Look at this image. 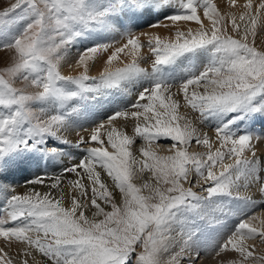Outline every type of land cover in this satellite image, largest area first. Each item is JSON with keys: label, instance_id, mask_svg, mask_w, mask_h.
I'll use <instances>...</instances> for the list:
<instances>
[{"label": "snow or ice", "instance_id": "6c2138e0", "mask_svg": "<svg viewBox=\"0 0 264 264\" xmlns=\"http://www.w3.org/2000/svg\"><path fill=\"white\" fill-rule=\"evenodd\" d=\"M231 2L235 4V0ZM201 7L210 28L205 27L201 18ZM17 10L23 13L20 19H26L24 27L0 40V49L13 54L11 65L0 69V107L5 110L0 113V175L18 163L26 151L64 155L60 148L44 145L50 139H63L61 129L67 131L71 127L67 112L42 118L46 115L44 110L33 111V102L46 101L63 107L73 98L84 99L88 93L95 100L101 89L119 88L121 82L133 81L140 74L145 84L128 109L113 111L104 121L86 130L87 139L77 133V147L97 146L84 148L79 161L66 167L64 172L78 176L82 172L87 177L91 185L88 203L72 196L70 206L65 207L63 195L52 198L49 193L35 191L6 196L5 206L0 208V212L7 214V218L0 219V238L5 244L17 241L35 248L50 264H162L165 253L169 256L167 264H181L183 260L197 264L200 229L195 219L189 223L180 217L202 210L201 204H206L211 197L226 194L240 205L236 209L240 219L216 246L218 264H224L229 255H238L239 259L228 260L227 264H262L264 256H256L254 246L247 240L259 236L264 241V222L259 226L250 222L257 219L252 214L257 203L250 196L241 195L240 188L252 184L264 192V178L260 175L264 168H259L251 132L242 130L240 125L264 116V49L255 46L257 21L264 15L261 11L264 0H260L255 10L252 0H247L245 11L239 16L243 27L234 14L221 15L212 0H109L104 4L96 0H16L0 17H8ZM147 12L163 14L164 21L169 23L158 20L149 27L174 29V38L162 39L157 33L136 34L128 30L122 33L126 42L120 46L85 47L76 61V66L83 70L76 76L62 75L63 56L84 36L85 30L116 31L117 25L123 27L122 16ZM226 16L231 17V31L239 38L228 34ZM180 22H195L199 27L184 31ZM261 28L264 30V20ZM141 37L147 38V46L155 57L151 72L141 68L136 59L144 47ZM110 48L103 71L98 77H90L88 61ZM125 50L132 61L113 69V61ZM201 51L209 53L207 64L202 70L190 71L176 86V92H182L193 109L217 122L214 135L221 147L215 151L207 134L202 138L196 136V129L187 121L180 123L179 101L163 95L171 93L172 78L166 75L165 69L179 58ZM17 79L24 82L23 87L14 86ZM88 80L96 82L95 88L86 84ZM202 82L205 91L193 90L190 94V86H200ZM70 83L78 85V90H68ZM29 88L37 91L28 92ZM118 118L132 119L135 134L149 144L157 139H170L172 154L158 155L150 146L142 145L139 151L144 159L137 160L130 151L133 137L115 127ZM192 141L209 151L189 152L187 146ZM225 156L232 162L224 163ZM217 162L221 168L219 174L213 171ZM189 165L195 167L203 183L189 180ZM145 169L154 174L155 185L137 186L133 182ZM101 172H106L114 181L121 203L114 202L116 197L101 180ZM241 178L243 185L237 183ZM54 181L51 187L57 188L59 177ZM182 181L200 184L205 195L193 187L185 188ZM26 183L43 184L44 180L37 177ZM73 185L87 195L88 190L79 179ZM143 189H147V194ZM0 191L14 193L3 180H0ZM102 204L110 206L111 211H106ZM89 205L95 209L91 218L84 212ZM173 225L180 229L176 235H171ZM5 256L7 253L0 248V264H12ZM23 264H28V260Z\"/></svg>", "mask_w": 264, "mask_h": 264}, {"label": "rangeland", "instance_id": "374dc122", "mask_svg": "<svg viewBox=\"0 0 264 264\" xmlns=\"http://www.w3.org/2000/svg\"><path fill=\"white\" fill-rule=\"evenodd\" d=\"M100 1H102V0H100ZM15 2H16V0H0V13L4 12L5 9L10 8V6ZM212 2L214 3L215 0H212ZM258 2H260V0H258ZM218 11L221 13V15H225L223 12L220 11V9ZM261 11H262V13H264V10H261ZM22 15H23V13L20 10H17L16 12L11 13L8 17H0V40H3L4 36L6 34L7 35L14 34L18 30H20L21 28L24 27V24L26 23V19L25 20L20 19V17ZM161 15L162 16L160 17V20H163L164 19L163 14H161ZM226 17H227L226 20L229 21L228 34H231L233 36H237L236 33L231 31L230 20H229L230 17L229 16H226ZM261 20H264V15H262ZM261 20L257 21L256 36H255V46L258 49H264V40L262 42H260V40H259V35L261 33L264 34V30H262V28H261ZM238 23H241V21ZM241 25L243 27V22L241 23ZM210 27H206V28H210ZM197 28L198 27H192V29H197ZM131 31H133V30H131ZM184 31H186V30H184ZM133 33H137V32H133ZM161 38L164 39V37H161ZM237 38H239V37L237 36ZM165 39H167V38H165ZM249 39L251 40V36L249 37ZM122 40L124 42H126V39L123 36L121 38H119V36H114V37L110 38V42L108 41L107 44L117 46L119 44V42L120 43L123 42ZM141 41L144 44V47L146 46L147 48L143 47L142 50H145V52L143 53V51L141 50L142 54L140 56H138L136 59H137V62L141 68H144L147 71L151 72L152 71V61L155 59V57H154V55L151 54V52L147 46V40H144L143 38H141ZM109 50H112V49L110 48ZM82 51L83 50H81L79 52H82ZM12 56H13V54L11 52H9L8 50L0 49V69H4V68L11 65ZM63 57H65V56H63ZM191 57H193V58H191ZM64 60H65V58H64ZM131 61L132 60H130L126 63H130ZM70 62H71L70 60H65L66 64H69ZM207 62H208V60L204 61V62H200L199 60H197V57H195L194 55H189L186 57L179 58L174 65L169 66L165 69L166 75L171 77L172 80H171V93H163V95H166V96L171 95V99H175V100L179 101V106L177 109V115L182 117V119L180 120L181 124H183L185 121H187L193 128L196 129V132H195L196 136H200L202 138L203 135L207 134L210 138L211 137L215 138L214 125L217 122L214 120H210L206 116L202 115L198 109H193L186 102V100L183 98L182 92L179 93L180 98H176V96L174 95L176 92V86L179 83H181L183 79L187 78L190 71L202 70L203 66L205 64H207ZM126 63L117 65V66L112 67V68L115 69L117 67H123V65ZM60 71H61L62 75H67L62 71L61 62H60ZM78 74L79 73H75V74L73 73L70 75L76 76ZM88 75L90 77H98L100 74L92 76L89 73ZM202 83H201V85H203ZM86 84L92 86L93 88H95V86H96V82L93 80L86 81ZM142 84H145V80L143 78V75L140 74L133 81L121 82V85L119 88H113V89H108V90L101 89L100 92H98L96 94L95 100L90 99L89 97L91 94L88 93V94H85L84 99L81 100L79 97L73 98L71 101H69L63 107H61L59 105H55V106L50 105L46 101H39V102H33L31 104V108L35 112H40V110L43 109L46 115H45V117H42V118H46L47 115L56 114L57 112H59L60 114H63L64 112L68 111L69 112L68 118L70 116H72V118L71 117L69 118V122H70V119H72L73 123H72L71 127L69 128V131L66 132V131H64V129H61V130L64 132V134L66 135V138H68V140L79 139V137H76L75 134H77L79 131L80 132L79 135H84L86 137L87 136L86 130H90L96 124L104 121L107 118V116H106L107 114H105V113L109 110V108H112L115 111L116 110H125V109L129 108L130 104L135 103L136 98H137V94L141 90ZM14 86L18 87V88L23 87L24 82L20 79H17L14 81ZM67 88L70 91H77L78 85H76L75 83H70L67 85ZM193 90L197 91L198 93H203L205 91L200 86H195V85L190 86V89H189L190 94ZM27 91L28 92H35V91H37V89L29 88V89H27ZM104 101H107L108 103L106 105H104V103H103ZM144 102H146V101H141V103H144ZM168 102H170V101H168ZM84 105H85V107H84ZM119 105H121V108L117 109V107H119ZM73 108H75L76 111H72ZM91 108H93V109H91ZM4 111L5 110L3 109V107H0V113H3ZM88 112H89V114L90 113L91 114L89 115ZM95 113H96V116H95ZM81 114H83L84 116H82ZM152 122L153 121H149L148 123H152ZM73 126H78V129L73 127ZM135 126L136 125L134 122H130L129 126H128L129 131H127L125 134L128 135L129 137H133L132 145L134 143L139 145L135 149L130 147V151H131L132 155L137 160L144 159L141 152L139 151V148L142 145H144L146 147L150 146V148L153 151H155L158 155H171L172 154L170 149H167V150L162 149L161 150V149L153 146V145H155L159 142H163V141L172 143V141L170 139H168V140L157 139V140H153L149 144V142L146 141L143 137L135 134V131H134ZM240 128L242 130L246 129L247 131H249L244 126V124L240 125ZM54 141H55V139H53L52 142L49 140L48 143H53ZM192 142H194V141H192ZM55 144H57V143H55ZM84 145H88V144L80 145V146H83L82 149L86 148V147H84ZM132 145H130V146H132ZM89 146H97V145L92 144ZM89 146H87V147H89ZM177 146H179V145H177ZM44 147L50 148L53 146L46 144V145H44ZM55 147L62 148L64 146L56 145ZM220 147H221V145L219 143L217 146L212 147V150L215 151V149L220 148ZM108 150H109V148H108ZM111 150L112 149H110L109 151H111ZM187 150L189 152H198V153H207L209 151L208 148L205 149L204 151L203 150L201 151V150L189 148L188 146H187ZM222 150L226 151V148H224ZM72 151L75 152L76 150L72 149ZM261 151L259 153L256 152V156L259 160V168H264V151L263 152H261ZM35 157H37V158L39 157L38 158L39 161H36L34 159ZM204 158L206 159V156ZM226 158H227V156H225V159ZM43 159H44V161H43ZM41 160H42V162H41ZM64 160L65 161L67 160L66 156L49 155L46 152L39 151V150L26 151L20 155V159H19L18 163L14 164L6 172H4L2 175H0V180H3L4 183L8 184L12 189H14V186L17 183H19V185L21 187L20 191L17 190V188H15L16 191L15 190L14 191L16 192V194H18V193L24 194L26 192H30V190L32 188L31 184L26 183L27 181L34 180L37 177L43 178L44 183L43 184H35L36 189L33 190L35 192H39V191L41 192L42 190H45L47 188V185L53 184L55 182L54 177H56V175L61 174L62 176L61 175L59 176L58 189L56 188L57 189L56 193L57 192L58 193L54 194V195H56V197L63 195L64 200L68 196L67 198L69 199V202H71L72 196H76L80 200L81 203H88V198L91 196L90 181L87 179V177L84 176V174L82 172L79 173V176L77 175V173H76V175H77L76 176L75 173L68 174L67 172H64V169L66 167H69L73 164V163L71 165H70V163L67 165L63 164ZM75 163H77V162H75ZM189 168L191 169L189 172V180H195L194 176L197 174L195 167L192 165H189ZM97 171H100L99 167H97ZM213 171H215L217 174H219V172L217 171V169L215 167L213 168ZM105 175H107L106 172H101V180L108 185L109 190L112 191L113 196L116 197L114 202H116L117 204L121 203V199L118 196V191H119L118 188H116L115 183L111 179V177L105 176ZM260 175L262 178H264V171H261ZM19 176H20V179H19ZM75 176L77 178H75ZM78 179L80 180L81 183H83L85 185V188L88 190L87 195H84L82 190L79 189L78 187H74L73 181H76ZM133 182L135 184H137V186H140V185L145 184V183H148L151 185H155L157 183L154 174L152 172L148 171L147 169H145L144 172L137 174L134 177ZM182 183H183V186L185 188L193 187L194 191L198 192L202 196L205 195V193H203L201 191L200 184L193 185V184L189 183L188 181H182ZM237 183H240L241 185H243V183H244L243 178H241L240 181H237ZM240 189L242 190L243 186ZM248 190H249V193L244 192V193H241V195H247V196H250L252 198L251 194L254 193L261 201H264V192L259 191L258 187L256 185L250 184L248 186ZM142 191L144 194H147V189H143ZM255 192H257V193H255ZM14 193L8 192V196L11 194H14ZM217 196H224V199L217 201ZM217 196H213L208 200V202L211 201L210 202L211 207H214L213 205H215L217 203V205H219V209L221 211L226 210V211H232L233 212V210H234L236 212L237 206H240V205H238V202L235 199L228 197L226 194H221V195H217ZM53 198H55V196H53ZM64 200H63V206L68 207L65 204ZM252 200H254V199H252ZM0 202H2V201H0ZM98 202H100V201H98ZM204 206H205V204H201L200 209H203ZM89 207L92 208L90 205H89ZM102 207H105L106 211H111V207L108 205L102 204ZM215 207H216V205H215ZM258 207L259 206H257V210L259 209ZM260 209H264V207H262ZM84 212H85L86 216L91 218L92 215L87 213L86 208L84 209ZM255 212H257V211L255 210L252 214H254ZM3 213L4 212H0V219L7 218V214H5V216H4ZM202 216H203L202 210H194L193 212H191L187 216H181L180 220L181 221H188L190 223L196 217L200 218ZM230 217H232L235 220V222H233L229 227L234 228V226L238 223L240 216L238 217V216L230 215ZM99 218H102V217H97V219H99ZM245 218H247V217H245ZM178 230H180V229H178ZM42 257H44V256L42 255ZM5 258L9 259L10 256L7 255V256H5ZM44 258L50 264L49 259L47 257H44ZM13 263L14 262H12V264Z\"/></svg>", "mask_w": 264, "mask_h": 264}, {"label": "bare ground", "instance_id": "6f19581e", "mask_svg": "<svg viewBox=\"0 0 264 264\" xmlns=\"http://www.w3.org/2000/svg\"><path fill=\"white\" fill-rule=\"evenodd\" d=\"M96 2L104 4V3H108L109 0H102V1L96 0ZM246 2H247V0H235V4H233L231 2V0H215L214 4L216 5L217 9L218 10L220 9V11L223 12L224 14H234L237 17V21L240 22L239 16L241 13H243L245 11ZM252 4H253V10H255V8L258 6L259 2H258V0H252ZM199 12L201 14V18L204 19L205 27H210L211 26L210 22L207 19H205L202 15L203 9L200 8ZM161 16H162L161 13H157V12H147V13H144L141 15H136V16H132L131 14H129L128 16H122L120 18L123 21V27H120L119 25H117L116 31H109V30H105L102 28H90L89 30H85L84 36L81 39H78L77 41H75V46L69 47L66 55H64L65 57H63V59L61 60L62 71L67 75H70L73 73L74 74L80 73L83 69L81 67L76 66V61H77L78 55L80 53L79 51L84 50L85 47H90L94 44H107L108 41L110 42L111 37L119 36V38H121L122 33H125L128 30H133L132 32H137L136 34H138L140 32H153V33L159 34L160 37H164V39L165 38H167V39L174 38V35H175L174 29L164 28V27H156V28H150L149 27L150 24H154L158 20H160ZM230 19H231V17H230ZM163 20H160V21H163ZM164 23H169V22L164 21ZM180 27H181V30H187L188 28L199 27V25L196 24L195 22H180ZM141 38H143L144 40H147L146 37H141ZM259 40H260V42H262L264 40V34L263 33H261L259 35ZM123 43H125V42L124 41L121 43L119 42V44L117 46H120ZM111 51L112 50H109L107 53H104L102 55L100 53H97V58L95 60H89L88 61V65H89L88 74L90 73L92 76L100 74L103 71V68L105 66V61L107 60V56L111 53ZM142 51H143V53L145 52V50H142ZM141 54H142V52L140 53V55ZM194 56L197 57V60H199L200 62H204V61L209 60V54L207 52L201 51V52H198L197 54H194ZM64 58H65V60H70L71 62L69 64H66ZM191 58H193V57H191ZM130 60H132V56L128 54V50H125V53H121L120 58L117 61H113L112 67L126 63ZM200 87L204 89L203 85H200ZM174 95L176 96V98H180L179 93L175 92ZM103 103H104V105H106L108 102L104 101ZM84 107H85V105H84ZM120 108H121V105H119V107H117V109H120ZM91 109H93V108H91ZM113 111H115V110L112 108H109V110L105 113V114H107L106 116L110 115ZM88 114H89V112H88ZM81 115L84 116L83 114H81ZM95 116H96V113H95ZM70 117L72 118V116H70ZM130 122H134V121L132 119L125 120L123 118H118L117 121L115 122V127L119 130H122L124 133H126L127 131H129L128 126H129ZM72 123H73V121H72V119H70V124L72 125ZM244 126L252 133V136H253L252 147L255 149V152L259 153L261 150H262L261 152H263L264 151V116H261L257 119H254V120H251V121L247 122L246 124H244ZM73 127L78 129V126H73ZM67 131H69V129ZM61 132L63 133V139L55 140L50 145L51 146H56V145L64 146V147L60 148L61 151H63V153H64V155H61V156H66V159H67L66 161L65 160L63 161V164L67 165L70 163V165H71L72 163L78 162L79 159L81 158V156L83 155L82 154L83 153L82 152L83 146L77 147L76 143H77L78 139L68 140V138H66V135L64 134V132L62 130H61ZM78 133H80V132L78 131ZM75 136L79 137L77 134H75ZM85 139H87V136L85 137ZM64 140H67L68 143H64ZM211 140L213 142L212 147H215L219 144V142L216 141L214 137H211ZM55 143H57V144H55ZM172 143L163 141V142H159L153 146H155L156 148H159L161 150L162 149L167 150V149L172 148ZM85 146H89V145H84V147ZM138 146L139 145L134 143L130 147L135 149ZM188 147L192 148V149L201 150V151L202 150L204 151L205 149H207L206 146L197 144L195 141L190 143L188 145ZM72 149H75L76 151L74 152V151H72ZM110 149L111 148L109 147V150ZM38 158L35 157L34 159L36 161H39ZM41 162H42V160H41ZM230 162H231V160L228 157L224 160V163H230ZM215 168L217 169L218 172H220L221 171L220 163H218L215 166ZM68 174H70V173H68ZM60 175L61 174H58V175H56V177H59ZM75 175H76V173H75ZM76 176H75V178H77ZM105 176H107V175H105ZM19 179H20V176H19ZM194 179L195 180L199 179V180H201V183H203L202 178L199 177L198 174H196L194 176ZM51 185L52 184L47 185V188L45 190H42L41 192L39 191V193H41V194L49 193L50 197H52V198H53V196L56 197V195H54V194L58 193V192L56 193L58 187H57V189L52 188ZM31 186H32V188H31L30 192H32L34 189H36L35 184H31ZM15 188H17V190L20 191L21 187H20L19 183H17L14 186V190H15ZM244 192L249 193L248 187L247 188L243 187L242 190L240 189V193H244ZM255 193H257V192H255ZM14 194H16V192ZM0 195L4 199L5 196H8V193L0 191ZM251 195H252V199H254V201H256L257 206H259L258 207L259 209L257 210V206H256L254 211L256 210L257 212H255L254 215L257 217V219L252 220L250 222L255 226H259L262 222H264V209H260V208L264 207V204L261 203L262 201L254 193ZM67 197L64 200V202L69 207L71 202H69V199ZM3 199L1 200V198H0V201H3ZM221 199L223 200L224 196H217V201H220ZM210 202L211 201L206 203L204 208L202 209L203 216L200 217L201 219L199 217H196L197 219L195 218V221H196L195 223L200 229V231L198 232V235L200 236L199 249H198L200 252V259L197 261V264H218L219 258H217L215 255L216 246L219 243H222L224 238H225V235L230 234L231 230L233 229L229 226L233 222H235V220L232 217H230V215H234V216L239 217V214H237L234 210H233V212L232 211H226V210L221 211L219 209V205H217V203L215 204L216 207H215V205H213L214 207H211ZM0 203L3 204L4 202H0ZM86 210H87V213L90 215H92V213L95 211V209L90 208V207H87ZM5 214L6 213H3L4 216H5ZM178 229H179L178 225H173V231H172L171 235H176V233L179 231ZM247 243L250 246H254L256 256H264V241H262L259 236H256L252 239L247 240ZM0 248H3L4 251L7 253V255L10 256V258L13 260L12 262H14L13 264H23V261L25 259L28 260V264H49L47 262V260L44 257H42L41 253H39L38 250H36L35 248H32V247H28L27 245H25L21 242L12 241L10 244L6 245L3 238H0ZM25 249H27L28 254H25ZM193 255H195V253H193ZM233 259H239L238 255H229L225 259L224 264H227L228 260H233ZM161 260H162V264H167V262L169 260L168 254L167 253L163 254L161 257ZM181 264H188V261L183 260V261H181ZM262 264H264V262H262Z\"/></svg>", "mask_w": 264, "mask_h": 264}]
</instances>
